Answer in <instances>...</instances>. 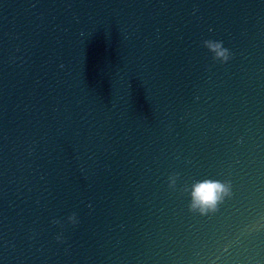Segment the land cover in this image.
Instances as JSON below:
<instances>
[{
    "label": "water",
    "instance_id": "water-1",
    "mask_svg": "<svg viewBox=\"0 0 264 264\" xmlns=\"http://www.w3.org/2000/svg\"><path fill=\"white\" fill-rule=\"evenodd\" d=\"M0 264H264V0H0Z\"/></svg>",
    "mask_w": 264,
    "mask_h": 264
},
{
    "label": "clouds",
    "instance_id": "clouds-1",
    "mask_svg": "<svg viewBox=\"0 0 264 264\" xmlns=\"http://www.w3.org/2000/svg\"><path fill=\"white\" fill-rule=\"evenodd\" d=\"M202 47L211 54L213 64L218 62L224 65L233 58V54L228 48L223 46L222 41L205 40L202 42ZM178 179V173L169 175L167 186L170 191H177L176 185ZM179 191L182 196H187L189 199V213L200 217L215 214L219 210L220 205H222L225 200H230L233 196L231 180L227 179L218 180L204 178L194 181L190 185L185 184ZM51 223L60 225V221L58 220H53ZM67 223L73 226L78 223L75 213L68 216ZM56 239L58 243L63 242L60 236H57Z\"/></svg>",
    "mask_w": 264,
    "mask_h": 264
}]
</instances>
